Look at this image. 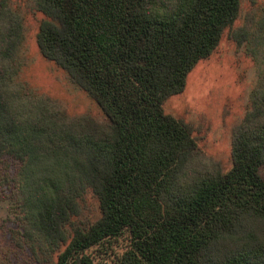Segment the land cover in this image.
<instances>
[{
	"label": "trees",
	"instance_id": "1",
	"mask_svg": "<svg viewBox=\"0 0 264 264\" xmlns=\"http://www.w3.org/2000/svg\"><path fill=\"white\" fill-rule=\"evenodd\" d=\"M34 2L45 17L41 55L107 123L70 118L52 99L14 84L23 24L0 0V167L16 246L37 264H95L87 252L126 233L129 250L118 264H264V246L249 234L252 222H264V129H253L264 115V86L252 91L232 135L228 172L203 161L201 128L163 108L233 30L240 0ZM246 33L230 38L256 43ZM88 191L101 215L82 224Z\"/></svg>",
	"mask_w": 264,
	"mask_h": 264
},
{
	"label": "rangeland",
	"instance_id": "2",
	"mask_svg": "<svg viewBox=\"0 0 264 264\" xmlns=\"http://www.w3.org/2000/svg\"><path fill=\"white\" fill-rule=\"evenodd\" d=\"M7 4L20 16L24 32L14 84L37 98L52 99L70 118L88 116L97 124L105 125L107 119L100 107L86 92L72 84L61 68L41 55L37 34L45 17L36 9L34 0H7ZM263 19L264 0H240L239 16L233 30L227 28L212 56L200 61L189 72L184 91L168 98L163 105L166 114L201 128L198 136L203 161L218 164L224 172L232 167L231 138L249 110L252 91L258 85L264 86ZM244 27L249 38L257 35L256 43L250 45L251 42L245 40L237 46L230 34ZM249 46L253 53L248 51ZM253 129H264V115L254 123ZM259 174L264 179V165L259 167ZM3 175L0 167V264H37L11 239L17 222L14 202L3 184ZM81 205L80 223L88 224L100 218L98 200L90 191ZM145 209L154 215L160 214L156 206L146 204ZM250 227L249 234L254 244L264 246L262 219L257 218ZM128 242L129 237L125 233L120 239L111 240L87 253L95 264H118L129 250Z\"/></svg>",
	"mask_w": 264,
	"mask_h": 264
}]
</instances>
